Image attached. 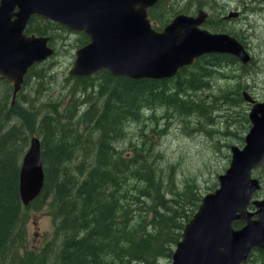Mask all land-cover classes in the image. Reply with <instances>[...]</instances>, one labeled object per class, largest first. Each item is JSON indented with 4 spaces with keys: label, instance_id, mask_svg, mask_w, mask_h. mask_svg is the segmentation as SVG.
Here are the masks:
<instances>
[{
    "label": "trees",
    "instance_id": "1",
    "mask_svg": "<svg viewBox=\"0 0 264 264\" xmlns=\"http://www.w3.org/2000/svg\"><path fill=\"white\" fill-rule=\"evenodd\" d=\"M172 1L159 0L149 9V16L157 29L176 15L189 13L188 9L176 8L168 18L169 9L175 6L171 4ZM38 18L31 20L27 32L49 35L51 44L55 46L57 34L53 32L62 33L67 29L44 18L37 21ZM79 34L82 36L80 46L87 44L89 36L84 32ZM211 57H219L223 62L226 56H204L183 68L175 77L167 79L136 80L114 76L107 70L94 76L69 75L66 82L70 83H67L68 89L63 94V97H67L69 93L66 107L61 111L59 105L49 101L41 116L36 112V102L31 100L28 110L14 115L18 103L14 106L12 103L20 95L18 93L14 99L11 92L13 86L8 81V85L4 82L9 99H0V125L2 123L4 126L5 121L12 120H16V123L10 128L4 126L3 131L0 129V264L46 262L51 244L43 247L38 255L29 253L27 260L19 258V245L25 240L21 230L24 222L19 212L23 207L43 205L49 198L57 219L67 223L61 229L58 222L59 232L63 231L60 248L64 258L56 264H67L73 255L84 264H157L161 258L171 259L184 227L198 209L203 195L188 194V191L199 189L192 182H187L182 190L177 186L176 176L166 173V168H175V165L165 167L161 163L166 160L161 149L162 136L154 130L149 132L142 129L136 139L129 137L127 146L121 147L120 142L130 134L123 124L126 120L141 123L145 121L147 113L161 108L184 123L188 122L186 117L195 112L214 122L215 118L211 115L214 107L203 105L201 102H207L206 97L197 94L204 90L202 72L208 69L206 62ZM236 60L232 56L230 63ZM37 67L38 64L30 70L26 81L36 70H40V79L46 76L44 69ZM209 83L207 88L211 87ZM40 84L43 88V84ZM190 92L196 95V100ZM112 100L118 103L116 108ZM236 102L233 100L230 104L236 105ZM84 103L87 107L77 113V107ZM116 112L123 115L119 117ZM149 117L153 120L155 113ZM116 125L119 127L115 128ZM89 133L92 135L86 137ZM31 136L43 139L42 160L46 184L42 194L29 206H24L19 175ZM53 137L58 144L51 148L49 141ZM102 166L105 169H101ZM164 176L169 178L168 186L165 185ZM55 178H58V182H55ZM100 193H108V202L92 207L93 200ZM130 200L137 203L136 211L128 204ZM150 200L155 205H150ZM77 204L81 209L77 208ZM69 208L71 211L78 209L73 218L70 217ZM70 223L85 231L83 238L68 237ZM130 224L133 225L131 231L128 230ZM235 225L240 227L243 222L238 221ZM10 254L13 260L6 263ZM258 257L264 259V250H256L246 264L257 260L264 263Z\"/></svg>",
    "mask_w": 264,
    "mask_h": 264
},
{
    "label": "water",
    "instance_id": "2",
    "mask_svg": "<svg viewBox=\"0 0 264 264\" xmlns=\"http://www.w3.org/2000/svg\"><path fill=\"white\" fill-rule=\"evenodd\" d=\"M158 1L0 0V76L14 84L15 97L29 69L54 54L48 36L26 33L34 15L89 36L90 41L76 51L70 70L74 76L109 70L117 77L166 79L206 54H232L245 64L252 60L234 36L202 28L208 18L202 11L178 14L161 30L156 29L149 8ZM238 15L232 12L228 17ZM244 96L253 102L246 144L232 146L230 167L186 224L172 264H243L253 249H264V199H252L260 188L252 171L264 165V101L256 102L247 92ZM44 184L42 145L34 136L20 168L23 204L36 199ZM251 204L257 209L250 210ZM237 221L245 224L236 228Z\"/></svg>",
    "mask_w": 264,
    "mask_h": 264
},
{
    "label": "rangeland",
    "instance_id": "3",
    "mask_svg": "<svg viewBox=\"0 0 264 264\" xmlns=\"http://www.w3.org/2000/svg\"><path fill=\"white\" fill-rule=\"evenodd\" d=\"M171 4L175 6L169 9L168 18L176 8L188 9V14H196L199 10L209 13L214 21H212L210 27L202 25V28L212 32H225L237 37L251 54L252 60L250 63L245 64L246 66L238 58L234 63H230L231 60L228 57H225L223 62L219 57H211L206 62L209 70L202 72L204 83L202 88L204 90L199 91L197 94L206 97L207 102H201L203 105H207L209 108L214 107L211 111V115L215 118L214 122H209L205 117L195 112L188 115L186 117L188 122L184 123L161 108L155 112L147 113L145 121L141 123L126 120L123 127H126L130 134L120 144L121 147L125 148L129 142V137L130 139H136L142 129L149 132L154 130L157 135L162 136L160 143L166 160L161 161V163L165 167L171 164L175 165L176 168H166V173L173 177L176 176L177 186L183 188L182 190H184L187 182H192L199 189L188 191V194L191 192L205 195L219 186V175L225 173L230 166L232 158L230 146L237 144L243 147L245 144V136L251 127L247 119L251 106L244 99L243 92L252 95L258 102L264 101V0H174ZM165 5L167 6V4ZM232 12H239V15L226 19L225 17ZM217 19L219 21H216ZM53 33L57 34L55 45L57 53L49 60L38 64L37 69H44L46 76L40 79V70L33 71L26 83L23 84V88L19 92L20 97H17L18 105L14 108V115H20L21 111L28 110L30 100L36 102L35 109L40 116L45 113L46 104L49 101L59 105L61 111L67 105L69 93L67 97H63V94L68 89L67 83L70 82H66V79L73 68L76 51L81 47L80 39L82 36L69 30L62 33L57 31ZM1 80L0 85L2 87L0 89L6 91L7 83L0 77ZM40 83L43 84V88ZM208 83L211 86L209 88H207ZM11 92H13V88ZM190 94L193 99H197L194 93L190 92ZM233 100H237L238 103L231 105L230 101ZM117 104L115 100H112L114 108L117 107ZM86 107V103L79 105L77 113ZM42 108L44 109L42 110ZM153 113H155V118L151 120L149 116ZM116 114L119 117L123 115L117 112ZM22 121L26 124L24 120ZM15 123L16 120L5 121L4 126L10 128ZM4 126L1 123V131H3ZM112 126L114 127V125ZM116 127H119V125H116ZM90 135L92 133H89L86 137H90ZM41 140L43 142L42 137ZM57 144L58 142L54 137L50 139L49 146L51 148H54ZM28 148L29 145L25 151ZM101 169H105V167L102 166ZM256 176L259 177L258 180L262 186L261 190L258 191V196L264 197V170L256 172ZM163 179L165 185L168 186L169 178L164 176ZM55 182H58V178H55ZM108 193L98 194L93 200L92 207L107 203ZM149 203L155 205L152 200ZM128 204L131 209L136 211L138 207L136 202L130 200ZM77 208L81 209L79 204H77ZM77 210L71 211L70 208L68 209L71 218L77 214ZM53 211L55 212V209L52 206L51 198L43 205L21 209L19 216L22 217L24 222L21 230L25 240L19 245V258L27 260L29 253L38 255L39 251H42V248L46 247L47 244H51V249L48 250L49 255L48 258L46 257L44 264H56L59 259L64 258V255H61L63 250L60 248L63 231L59 232V227L61 226L62 229L67 223H61V220L57 219ZM148 213L151 216L152 212ZM59 221L60 226L58 225ZM132 226L130 224L129 231L133 229ZM70 227L72 229L70 228L67 231L68 237L83 238L82 236L85 234L83 229L81 230V228L75 227L71 223ZM17 230H19V226ZM75 256L73 255L71 259H68L67 264H74L75 260L77 261L76 264H84ZM12 258L13 256L10 254L6 263H10L13 260ZM258 258L264 260L261 257ZM171 263L172 259L168 258H161L157 262V264ZM250 264L264 263L257 260Z\"/></svg>",
    "mask_w": 264,
    "mask_h": 264
},
{
    "label": "flooded vegetation",
    "instance_id": "4",
    "mask_svg": "<svg viewBox=\"0 0 264 264\" xmlns=\"http://www.w3.org/2000/svg\"><path fill=\"white\" fill-rule=\"evenodd\" d=\"M200 12V10L199 11H197V13L195 14V13H193V14H190V15H197L198 13ZM208 14V18H207V20L205 21V23H206V25L208 26V27H210L211 26V23H212V21H214V20H212V18H211V16L209 15V13H207ZM37 18V17H39V18H42L41 16H38V15H34L33 16V18ZM39 18L37 19V21L39 20ZM226 18V17H225ZM44 20V19H43ZM216 21H219V19H217ZM40 22V21H39ZM38 24V23H37ZM212 26H213V24H212ZM213 28V27H212ZM213 29H215V28H213ZM77 33H80L79 31L77 32ZM0 87H2L1 85H0ZM8 98L9 99V93L7 92V90L6 91H2V89H0V99H2V98ZM18 99V98H17ZM17 99H16V101H17ZM5 103V102H4ZM6 104V107L7 108H9V105L7 104V103H5ZM261 170H264V165L263 166H261V167H259V168H257L255 171L258 173V172H260ZM257 178H259V177H257ZM259 194H258V192H256V193H254V196H253V198H262V199H264V197H260V196H258ZM250 209L251 210H256L257 208L254 206V205H250ZM241 222H243V221H241ZM245 223L243 222V225H244ZM41 251V250H40Z\"/></svg>",
    "mask_w": 264,
    "mask_h": 264
},
{
    "label": "bare ground",
    "instance_id": "5",
    "mask_svg": "<svg viewBox=\"0 0 264 264\" xmlns=\"http://www.w3.org/2000/svg\"><path fill=\"white\" fill-rule=\"evenodd\" d=\"M200 11H202V12H204V13H207L206 11H203V10H200ZM226 19H230L228 16L226 17ZM235 38H237V37H235ZM238 39V38H237ZM239 40V39H238ZM240 41V40H239ZM241 42V41H240ZM245 65V64H244ZM246 66V65H245ZM248 66V65H247ZM103 71V70H102ZM107 71H109V70H107ZM110 72V71H109ZM100 73V72H99ZM99 73H96V74H94V75H97V74H99ZM94 75H91V76H94ZM114 75V74H113ZM115 76V75H114ZM85 77V76H84ZM17 103V101L15 100L13 103H12V105L14 106L15 104ZM36 137V136H35ZM38 138V137H37ZM40 139V138H39ZM40 141H41V139H40ZM41 144H42V142H41ZM43 152V151H42ZM43 155V154H42ZM259 184H260V188H258L257 190H256V192H258V191H260L261 190V188H262V186H261V183H260V181H259ZM62 241V240H61ZM256 250H260V249H258V248H255V249H253L252 250V252H251V254H250V256H249V258L243 263V264H246V262H248V260L251 258V255L253 254V252H255Z\"/></svg>",
    "mask_w": 264,
    "mask_h": 264
}]
</instances>
